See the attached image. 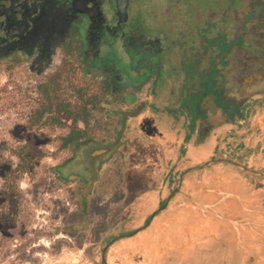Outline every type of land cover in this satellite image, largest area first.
Segmentation results:
<instances>
[{"label":"flooded vegetation","instance_id":"flooded-vegetation-1","mask_svg":"<svg viewBox=\"0 0 264 264\" xmlns=\"http://www.w3.org/2000/svg\"><path fill=\"white\" fill-rule=\"evenodd\" d=\"M133 2L119 15L117 0H0V72L19 75L25 87L53 103L67 79L94 84L89 100L97 97L99 104L101 84L121 90L123 168L129 142L124 132L132 117L127 107L144 88L152 108L160 102L186 121L187 134L206 137L213 115L247 119L256 147L264 148V0H135L132 12ZM111 53L118 54L121 67ZM62 113L71 126L54 148L71 146L73 162L97 140L76 115ZM102 148L109 147L92 151ZM58 170L76 194L86 189V177L67 173L63 165Z\"/></svg>","mask_w":264,"mask_h":264},{"label":"crops","instance_id":"crops-1","mask_svg":"<svg viewBox=\"0 0 264 264\" xmlns=\"http://www.w3.org/2000/svg\"><path fill=\"white\" fill-rule=\"evenodd\" d=\"M145 90L127 107L132 117L124 132L129 142L121 167V184L140 185L143 189L133 202L142 203L137 212H124L125 228L104 238L103 249L123 235L109 246L107 264H264V148L256 147L249 120L233 122L213 115L212 131L201 139L187 134L186 121L177 120L160 102L152 108ZM154 145L157 149L149 151ZM204 151V162L191 164ZM147 152L159 154L162 161L147 159ZM211 160L216 161L205 164ZM177 161L189 165L178 167ZM202 164L185 174L180 190L148 226L127 235L164 204L186 169ZM87 196L81 198L83 204ZM151 205L153 211L143 217ZM114 246L118 252L111 257ZM103 249L101 261L106 264Z\"/></svg>","mask_w":264,"mask_h":264},{"label":"rangeland","instance_id":"rangeland-1","mask_svg":"<svg viewBox=\"0 0 264 264\" xmlns=\"http://www.w3.org/2000/svg\"><path fill=\"white\" fill-rule=\"evenodd\" d=\"M137 5L134 0L132 12ZM111 55L121 67L118 54ZM23 80L11 72H0V188L5 172L19 161L16 155L19 146L34 143L47 155L37 159L35 173H25L19 180L22 198L18 219L12 224H0V264H102L104 238L125 228L124 212L131 215L142 203L133 202L143 189L140 185L121 184V90L101 84L105 90L97 95L103 101L99 104L97 97L89 100L94 96L90 91L94 84L84 87L67 79L52 95L53 103L46 94L25 87ZM79 86L86 91L75 92ZM85 100L90 102L89 123L80 126L89 130V136L97 143L82 147L76 159L69 162L71 146L56 150L54 144L71 124L55 108L62 102L76 108ZM47 103L51 104L49 112L43 120L33 123L36 112ZM101 145L108 146L111 153L94 155L92 150ZM206 153H199L191 164L203 163ZM138 156L145 159L144 155ZM145 156L153 162H161L163 158L150 152ZM186 162L177 161L176 165L185 168L189 165ZM60 165L67 173L75 171L88 179L83 192L76 194L71 184L57 182L53 167ZM87 194L83 204L81 198ZM152 206L141 210L143 217ZM117 252L114 246L111 257H116Z\"/></svg>","mask_w":264,"mask_h":264},{"label":"trees","instance_id":"trees-1","mask_svg":"<svg viewBox=\"0 0 264 264\" xmlns=\"http://www.w3.org/2000/svg\"><path fill=\"white\" fill-rule=\"evenodd\" d=\"M86 101L81 106L76 108L70 107V104L62 102L59 108V112H66L68 115H76L75 120L81 121L85 126L89 123V104ZM51 104L44 105L36 112V117L33 123L44 119L49 112ZM59 121L57 118L55 119ZM68 144L63 146L66 147ZM16 155L19 158L18 163L5 172L3 177V183L0 188L1 198L0 200V224H12L15 222L20 214V205L22 198V190L19 186V180L25 173H35L37 159H40L47 155L45 150H38L37 145L34 143H26L18 147ZM178 177L175 178V184Z\"/></svg>","mask_w":264,"mask_h":264},{"label":"water","instance_id":"water-1","mask_svg":"<svg viewBox=\"0 0 264 264\" xmlns=\"http://www.w3.org/2000/svg\"><path fill=\"white\" fill-rule=\"evenodd\" d=\"M127 2H128V0H117V10H118V14H119V15H122V14H124V13L126 12ZM107 150H108V148L96 149L95 152H94L93 154H94V155H95V153H96V154H104L105 152H107ZM223 160H225V159H223ZM213 161H216V160L207 161V162H205V164H210V163L213 162ZM225 161H229V160L226 159ZM232 162L235 163V164H237V165H239V166H241V167H243V168H245V169L251 170V169H249V168H247V167H245V166H243V165H240V164L237 163L236 161H232ZM203 166H204V165L202 164V165H199V166H196V167H190V168L186 169V170L182 173V175L180 176L176 188L173 189V190L171 191V193L169 194V196H168V198L166 199V201L164 202V204H162V206H160L158 209H156V210L151 214L149 220L147 221V223H146L145 225L141 226L140 228L136 229L135 231H133V232L127 234V235H132V234L138 232L139 230H141L142 228H145L146 226H148V225L151 223L153 217H154L159 211L165 209L166 206H167V204H168V202H169V200H170V199H171V198H172V197H173V196H174V195L180 190V188H181V182H182V180H183L185 174H187L190 170H192V169H194V168L203 167ZM53 172H54V174H55L56 176H58V177L60 178V183H61L62 185H64L65 182H64L63 179H62V178H63V173H62L60 170H58V166H54V167H53ZM80 177H81V176H80ZM121 236H123V235H117L115 238H113V239H112V240H111V241H110V242L104 247V249H103V261H104L106 264H107V261H106V253H107V250H108L109 246H110L113 242H115L117 239L121 238Z\"/></svg>","mask_w":264,"mask_h":264}]
</instances>
